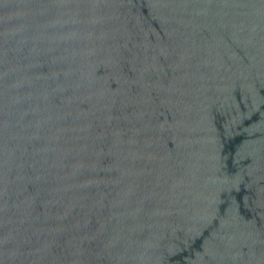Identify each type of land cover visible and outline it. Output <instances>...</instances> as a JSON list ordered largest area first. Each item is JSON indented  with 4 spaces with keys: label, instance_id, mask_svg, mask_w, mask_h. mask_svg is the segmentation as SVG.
Returning a JSON list of instances; mask_svg holds the SVG:
<instances>
[{
    "label": "water",
    "instance_id": "1",
    "mask_svg": "<svg viewBox=\"0 0 264 264\" xmlns=\"http://www.w3.org/2000/svg\"><path fill=\"white\" fill-rule=\"evenodd\" d=\"M0 264H264V0H0Z\"/></svg>",
    "mask_w": 264,
    "mask_h": 264
}]
</instances>
